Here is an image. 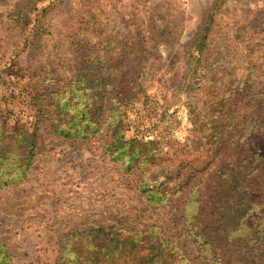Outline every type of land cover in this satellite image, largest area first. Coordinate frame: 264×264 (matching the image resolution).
<instances>
[{"label":"trees","instance_id":"16d2710c","mask_svg":"<svg viewBox=\"0 0 264 264\" xmlns=\"http://www.w3.org/2000/svg\"><path fill=\"white\" fill-rule=\"evenodd\" d=\"M27 1L15 22H25L27 12L45 0ZM46 9L30 32V24L22 23L30 35L23 51L49 34ZM217 11L209 10L192 42L196 55L184 83L198 100L187 107L190 126L182 149L191 158L211 147L203 164L188 158L171 172L164 135L146 133V121L130 116L148 90L146 73L159 48L179 40L178 26L119 40L107 32L97 41L75 35L76 62L66 78L25 67L31 125L10 108L14 101L0 100V191L30 174L44 128L73 143L99 142L108 160L135 177L148 205L167 209L162 221L82 223L65 233L55 264H264V57L248 48L247 71L224 77L213 49ZM11 60L0 51V78L16 65ZM19 259L0 240V264Z\"/></svg>","mask_w":264,"mask_h":264},{"label":"rangeland","instance_id":"374dc122","mask_svg":"<svg viewBox=\"0 0 264 264\" xmlns=\"http://www.w3.org/2000/svg\"><path fill=\"white\" fill-rule=\"evenodd\" d=\"M27 2L0 0V51L16 64L0 78V100L14 101L10 108L30 125L25 67H43L66 78L76 62L75 35L97 41L107 32L119 40L148 34L156 26H178L179 40L159 48L158 61L146 73L148 90L130 109L131 117L151 127L146 133L164 135L161 146H169L171 172L191 154L182 148L190 126L187 107L196 104L198 95L184 83L196 55L192 42L209 10L217 6L213 49L224 77L247 71L248 48L256 58L264 57V0H45L27 12L25 22H15V13ZM44 9L49 34L23 51L30 35L22 23L30 24L24 25L30 32ZM209 148L189 159L203 164L211 157ZM165 212L140 197L135 177L108 160L99 142L73 143L41 128L32 171L17 186L0 191V240L10 243L20 264H55L65 233L82 223L162 221L168 218Z\"/></svg>","mask_w":264,"mask_h":264}]
</instances>
